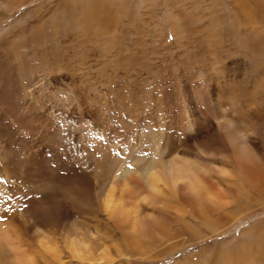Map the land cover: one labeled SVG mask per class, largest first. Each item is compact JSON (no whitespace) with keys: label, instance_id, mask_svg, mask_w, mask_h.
Returning <instances> with one entry per match:
<instances>
[{"label":"rangeland","instance_id":"374dc122","mask_svg":"<svg viewBox=\"0 0 264 264\" xmlns=\"http://www.w3.org/2000/svg\"><path fill=\"white\" fill-rule=\"evenodd\" d=\"M20 1L0 6V224L22 248L50 264L38 246L47 234L61 264L96 261L67 249L71 218L108 248L102 264H264V119L245 99L263 90L264 0H251L253 23L236 0ZM173 158L208 198L165 179L155 201L141 197L145 169ZM126 164L148 237L101 206ZM50 202L67 212L43 213Z\"/></svg>","mask_w":264,"mask_h":264},{"label":"bare ground","instance_id":"6f19581e","mask_svg":"<svg viewBox=\"0 0 264 264\" xmlns=\"http://www.w3.org/2000/svg\"><path fill=\"white\" fill-rule=\"evenodd\" d=\"M236 2L241 5L244 15L246 12V15L249 21L253 23V21L255 20V17H254V11L251 7L252 5L251 0H236ZM20 3H21L20 0H0V6L6 10L15 9V7L19 6L17 4H20ZM261 20L264 22L263 15L261 17ZM259 41H261L260 36L255 32L252 36H247V35L245 36V42L250 49H254L255 44L258 43ZM262 51L264 52L263 48H262ZM260 86L263 88V90H260V92L255 91L245 96L246 103L248 104L249 112L252 113L253 119H256V117H259L258 116L259 114L264 119V79L260 83ZM33 115H34V112L32 111L25 114V116L23 117V121L30 122L33 119ZM255 123H256L257 128L260 131L264 132V121L256 120ZM262 137L263 136H261V138ZM252 157L253 156L251 155V158ZM164 162H165L164 166L159 170L156 168L155 162L151 163L145 169L146 181L148 184V188L150 189V192L145 195H141L143 199L149 200V201H152V200L155 201L154 199L155 197H157L156 195L160 191V187L158 186V181L159 180L163 181V179L168 181L173 187H177V188H182L181 185H183L182 183L184 182L186 184L183 186L186 187L187 185V187H189L190 190L192 191L193 195H195L196 197L207 196L208 198V195L202 192V180L198 172L196 171V169L188 165V162H185L184 160H181V159L179 160L178 158H173L170 160L168 159V160H165ZM106 163L109 164V162H106ZM120 175H121V178L119 179L117 177L113 178L109 186V189L105 190L102 193L103 197L100 199L102 202L101 206L105 211L109 213L111 217H113L116 221L120 222V224L124 226V228L128 229L133 234H139V235L143 234L145 235V237H148L149 235L146 229L147 225L143 221L144 218L142 219V217L136 216L137 212L139 211L137 210L138 206L134 207V205H131L130 203V201L133 199V193H134L132 188L130 187V179L134 177V174H132L131 170L125 169L122 172H120ZM57 176L58 175L54 174V171H53L51 173H48L44 177L46 179L53 180ZM30 177L32 178L31 174H30ZM37 177H38L37 175L34 176L35 180ZM44 177L42 178L43 180H44ZM81 182L86 183V177H84ZM103 183L105 182L101 180L98 184V187L100 188L103 185ZM119 183H123V185H121L122 186V189L120 190L121 192L116 191L118 189L117 185ZM49 186H53L52 187L53 190H57L55 184L49 183L48 187ZM43 187H44V184H43ZM106 187H107V184H106ZM98 190L99 189H96V191ZM40 208L42 209L43 213L50 212L57 216H59V213L63 215L67 212V209L65 206H62V210L60 212V210L56 209V206L53 202H50L47 204L44 203L40 206ZM146 220L147 219H145V221ZM75 224L76 223L74 222V219H71V218H68L67 221L61 223V227L64 231V236H65L64 241L66 243V247L67 249L70 250L73 257L78 258L79 260H82L84 262L86 260L87 261L96 260V261L91 262L94 264H102L104 262L103 260H105V262L112 261V259L110 258L111 257L110 253L108 252L109 251L108 248L102 245L98 246L99 243L96 242L95 240L92 242L91 240L93 236L92 235L88 236L84 232L83 229H80V227L76 226ZM151 226H153V224H151L150 227ZM88 239H90V241ZM38 246H39V250L43 254V257L47 258L50 261V264H61V262H63V258L60 252L61 251L60 244L57 241H54L49 235L47 234H43L42 236L39 235L38 236ZM99 249L102 250L101 251L102 255L97 257L95 254H97ZM38 262L39 261L34 255V253H31L27 251L26 249L22 248L21 242L18 240L17 236L13 235L11 232H8L6 229V226H4L3 224H0V264H39Z\"/></svg>","mask_w":264,"mask_h":264},{"label":"snow or ice","instance_id":"6c2138e0","mask_svg":"<svg viewBox=\"0 0 264 264\" xmlns=\"http://www.w3.org/2000/svg\"><path fill=\"white\" fill-rule=\"evenodd\" d=\"M119 155V154H117ZM133 165L132 164H126V168L127 169H132ZM117 175H119V173H117ZM4 219L3 217H0V220Z\"/></svg>","mask_w":264,"mask_h":264}]
</instances>
